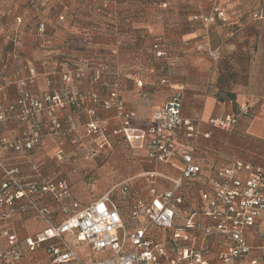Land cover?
Wrapping results in <instances>:
<instances>
[{
  "label": "crops",
  "instance_id": "0c3cea01",
  "mask_svg": "<svg viewBox=\"0 0 264 264\" xmlns=\"http://www.w3.org/2000/svg\"><path fill=\"white\" fill-rule=\"evenodd\" d=\"M157 1L151 0L149 4L145 0H118L100 13L89 0H78L69 11L58 0H51L42 8L33 6L32 0H0V30L14 33L20 29L21 40L17 46L9 38L0 37V82H8L15 76L25 78L28 72L23 66L35 67L40 75L29 89L44 99L61 85L49 86L50 78L43 74L46 69L54 70L55 61L69 57L85 69L72 88L87 98L81 107L70 105L60 112L59 121L63 125L60 134L50 132L46 126L48 118L41 119L42 143L31 151H16L6 146L3 139L20 142L24 132L32 129V122H22L14 115L0 125V184L9 178V172L24 183L51 179H66L70 183V195L63 202L46 199L54 225L69 216L62 212L63 207L70 209L79 204L84 209L109 197L118 205L127 230L134 232L144 226V222L131 218L130 209L136 199L150 201L152 189L157 192L171 189L172 180L181 175L180 158L172 164L151 161L144 147H131L122 135H111L118 125L116 111L103 109L90 94L97 95L102 102L117 91L126 108L137 112L133 126L143 131L156 110L177 93L183 94V116L202 118L206 122L203 131H212L210 138L201 140L198 149L201 174L180 190L185 195L182 208L187 212L198 210L203 203L202 193L209 191L210 178L218 167L237 159L264 166V20L255 22L251 17L256 0H160L159 4ZM193 2L206 5L205 16L220 7L229 18L228 23L220 21L212 25L210 34L207 32L211 46L223 50L220 63L212 70L213 79L206 85L199 83L198 72L204 59L210 57L196 48L203 35L193 29L185 34L179 28L187 20L178 7ZM157 6L159 9L152 8ZM166 6L168 10L163 9ZM60 13H66L62 23L57 22ZM17 18L23 19L22 25L17 24ZM43 22L48 24L47 35L40 37L38 27ZM161 40L164 55L159 58L153 46ZM46 58L51 63L43 65ZM97 74L99 79L95 80ZM20 92L18 84L8 85L1 100L6 105L15 103ZM226 93L236 95L235 102L240 108H248L247 115H237L238 122L229 131L212 128L208 123L209 118L235 115L231 100L218 99V95ZM93 112L108 129L110 141L97 156L87 158L91 149L103 140L86 133ZM125 186L129 188L126 195L122 192ZM45 229V223L32 211L12 215L0 208V252L10 247L7 233L15 234L26 264H57L49 249L63 248L61 239L44 242L33 253L24 243L26 238ZM263 229L264 224L249 235L252 243L260 241ZM152 233L164 237L170 232L153 228ZM63 240L75 243L68 234ZM215 243L223 241L218 238ZM77 253L86 264L107 256L94 252L98 257L93 259L94 253L87 245H80ZM0 264H4L1 259Z\"/></svg>",
  "mask_w": 264,
  "mask_h": 264
},
{
  "label": "built area",
  "instance_id": "2783aa9c",
  "mask_svg": "<svg viewBox=\"0 0 264 264\" xmlns=\"http://www.w3.org/2000/svg\"><path fill=\"white\" fill-rule=\"evenodd\" d=\"M50 1L32 0V5L42 8ZM77 1L58 0V4L69 11ZM105 1L100 7L93 5L94 9L98 12L107 9L110 4ZM253 17L255 20H262L263 8ZM194 18L207 24L216 23L219 19L223 22L229 21L220 7L215 9L213 15ZM65 19L66 13L57 15V22L62 23ZM17 24L22 25L23 19L17 18ZM47 30V23L39 24L38 35L45 37ZM4 32L5 29L0 30V37L9 38L17 46L21 44L20 29H16L14 33ZM196 48L206 51L212 62L218 61L220 57L221 48L211 47L208 33L204 34ZM154 49L157 57L164 54L158 45ZM49 63V58L44 59L43 65ZM54 65V70L46 69L43 74L50 78L49 86L61 85L59 90L48 92L44 99L38 98L29 89L40 75L35 67L24 65L28 72L27 77L15 76L8 82H0V125L15 115L22 122H32L33 126L30 131L24 132L20 142L11 143L3 139L6 146L16 151H31L40 145L43 141L40 132L41 119L48 118L47 128L52 134H60L63 129L59 121L60 112L70 105L81 107L87 98L72 88L83 77L84 67L69 57L55 61ZM98 79L99 74L95 77V80ZM15 83L21 87L20 96L15 103L6 105L1 96L8 85ZM110 94L102 102L97 95L90 96L103 109L116 111L118 125L111 135H122L131 147H144L151 161L172 164L176 158H180V177L172 180L174 186L171 189L164 192L152 189L153 196L150 201L136 199L130 209L131 218L144 222V226L129 232L118 205L109 197L93 202L84 209H80L79 204L72 205L70 209L63 207L62 212L69 216L59 225H54L53 213L46 204V199L50 197L57 202H63L71 191L68 180L51 179L43 183H24L13 176L14 172H9V178L0 184V208L6 209L7 214L12 215L18 211H32L46 225L45 230L24 240L29 251L33 253L44 242L58 238L63 241L64 247L51 246L49 249L53 262L57 264L71 261L86 264L77 253L80 245L89 246L93 253H107V256L94 260L92 264H264V229L259 234L261 239L258 243H252L249 239V235L264 224V166L237 159L218 167L210 178L209 191L202 193L203 203L198 210L187 212L182 208L185 195L180 190L201 174L202 166L197 159L200 151L198 149L201 140L210 138L212 131H203L206 122L202 118L183 116L182 93H177L153 113L145 131L133 126L137 112L126 108L117 91ZM240 112L246 113L248 108L243 107ZM93 115L86 133L103 140L97 148L91 149L87 158L97 156L110 141L108 129L100 124L95 112ZM237 122L235 115L208 119L212 128L226 131L234 128ZM122 192L128 194L129 188L125 186ZM153 228L170 233L158 237L153 235ZM67 234L74 237L75 243L63 240ZM7 235L10 247L0 252V259L4 264H26L17 235ZM218 238L223 244L216 245Z\"/></svg>",
  "mask_w": 264,
  "mask_h": 264
},
{
  "label": "rangeland",
  "instance_id": "374dc122",
  "mask_svg": "<svg viewBox=\"0 0 264 264\" xmlns=\"http://www.w3.org/2000/svg\"><path fill=\"white\" fill-rule=\"evenodd\" d=\"M90 1V3L92 4V5H97L98 7H100V5L105 1V0H100V1H98V0H89ZM116 1H118V0H106L105 2H108L110 5H111V2L112 3H116ZM145 1H147L149 4H151V0H145ZM260 0H256V4H255V8H257V6H259V4H260V2H259ZM155 2V1H154ZM158 2V4H159V2H160V0L159 1H157ZM159 6V5H158ZM152 7V8H155V9H159V7ZM206 5H201V4H199V3H197V2H193V3H189L188 5H186V6H181V7H178V9H179V13L180 14H184V15H186V17L184 18V19H186L187 20V22H181V24H180V31L181 32H183V33H185V34H187L186 32L187 31H190L191 29H193L195 32H197L198 34H202L203 36H204V34H206L207 32H208V30L212 27V25L211 24H207V23H205V22H203L201 19H196V18H194L195 16H198V18H199V16H204V15H206L204 12H206L207 11V9H206V7H205ZM216 6H218V4L217 5H215L214 7H216ZM110 7V6H109ZM108 7V8H109ZM148 7H150L151 8V5H148ZM214 7L212 6V8H211V10L213 11V9H214ZM163 9H169V6H166V7H164ZM105 10H107V9H101V11H100V13L101 12H104ZM211 11V12H212ZM149 13H152L153 11H148ZM202 13H204V14H202ZM210 14V13H209ZM190 17V19H188ZM180 18H181V20L182 21H184V19H182V16H180ZM190 20V21H189ZM201 20V21H200ZM189 21V22H188ZM200 23V24H199ZM264 23V22H263ZM262 24V23H261ZM168 29H170V27L168 28ZM201 35V36H202ZM198 37H199V35H198ZM255 40V39H254ZM205 60H207V61H205ZM199 62L200 63H202L201 61H200V57H199ZM204 66L203 67H200V71L198 72L199 73V83L201 84V85H206L209 81H211V79H213V77H212V74H213V72H212V70L214 69V67L217 65V64H215L214 62H212L209 58L208 59H204ZM211 67H210V66ZM98 256L94 253V254H92V258L94 259V258H97ZM101 257V256H100Z\"/></svg>",
  "mask_w": 264,
  "mask_h": 264
},
{
  "label": "trees",
  "instance_id": "16d2710c",
  "mask_svg": "<svg viewBox=\"0 0 264 264\" xmlns=\"http://www.w3.org/2000/svg\"><path fill=\"white\" fill-rule=\"evenodd\" d=\"M260 2V4H259V6H257V8H255L252 12H251V17H252V19L253 20H255L254 19V17H253V15L256 13V12H258V11H260L262 8H263V10H264V0H260L259 1ZM217 9V8H216ZM223 11H224V13H225V15H226V12H225V10L223 9V8H221ZM215 13V10L213 11V14ZM213 14H211V15H213ZM198 17V16H197ZM227 17V16H226ZM229 19V18H228ZM264 20V18H262V20H255V22H261V21H263ZM222 22V23H228V22H223L222 20H217V22L216 23H213V24H211V25H216V24H218L219 22ZM209 31H210V29L208 30V33H209ZM210 34V33H209ZM209 37H210V35H209ZM161 43H162V40L161 41H158L157 43H155V45H158L159 46V49H161ZM154 45V46H155ZM211 45V44H210ZM154 46H153V49H154ZM212 47V46H211ZM220 47V46H219ZM214 48V47H213ZM221 48V52H220V57H219V59H218V61H216V62H214L215 64H219L220 62V59H221V55H222V50H223V47H220ZM215 49H218V48H215ZM163 50V49H162ZM203 52V51H202ZM206 52V51H205ZM204 52V53H205ZM207 53V52H206ZM255 53V52H254ZM164 55V54H163ZM162 55V56H163ZM208 55V54H207ZM254 55V54H253ZM161 56V57H162ZM209 56V55H208ZM250 56H252L251 54H250ZM160 57V58H161ZM221 92V91H220ZM218 94H220V93H218ZM218 99L221 101V100H223V99H227V100H231L232 102H233V105H235V116L236 117H238L237 115H247L248 114V112H246V113H241L240 112V110H241V108L237 105V103L235 102L236 101V95L235 94H231V93H226L224 96H220V95H218ZM183 102H184V100H183ZM238 120V119H237Z\"/></svg>",
  "mask_w": 264,
  "mask_h": 264
}]
</instances>
